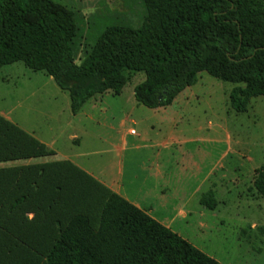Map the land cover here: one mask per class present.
<instances>
[{
  "label": "trees",
  "instance_id": "1",
  "mask_svg": "<svg viewBox=\"0 0 264 264\" xmlns=\"http://www.w3.org/2000/svg\"><path fill=\"white\" fill-rule=\"evenodd\" d=\"M138 28L107 27L81 63L75 13L52 0H0V70L21 62L67 92L72 115L96 96L133 90L148 108L170 106L200 73L234 85L231 109L264 97L261 0H141ZM0 118V162L46 155ZM253 187L264 199V165ZM200 204L214 210L210 193ZM31 216V218H29ZM0 264H220L68 163L0 170Z\"/></svg>",
  "mask_w": 264,
  "mask_h": 264
},
{
  "label": "rangeland",
  "instance_id": "2",
  "mask_svg": "<svg viewBox=\"0 0 264 264\" xmlns=\"http://www.w3.org/2000/svg\"><path fill=\"white\" fill-rule=\"evenodd\" d=\"M52 1L76 15L77 64L107 27L138 28L145 15L141 0ZM144 80L143 73L130 74L120 95L109 91L94 97L73 119L68 93L17 62L0 70V112L13 126L18 123L24 136L55 141L59 156L31 164L74 157L90 172L113 174L122 195L139 199L151 208L152 218L169 223L175 234L217 262L264 264V199L253 187L255 172L264 165V97L237 113L229 103L234 85L200 73L170 106L148 109L133 96ZM73 133L80 135L78 144L67 140ZM123 136L126 148L119 144ZM169 141L177 145L155 147ZM156 164L162 166L157 182L146 178ZM206 193L216 202L214 210L200 204ZM186 200L189 207L183 205Z\"/></svg>",
  "mask_w": 264,
  "mask_h": 264
},
{
  "label": "crops",
  "instance_id": "3",
  "mask_svg": "<svg viewBox=\"0 0 264 264\" xmlns=\"http://www.w3.org/2000/svg\"><path fill=\"white\" fill-rule=\"evenodd\" d=\"M83 108V107H82ZM164 109V108H162ZM82 110H80V112L76 115H72V118L73 119H78L79 117H81L82 115ZM0 116L3 117V119L7 122H9L11 124V121L9 120V118L6 116V114H3L2 112H0ZM9 120V121H8ZM14 127L16 129L19 130V125L18 123H16L14 121ZM20 131V130H19ZM129 134L130 135H135L136 133L133 132V131H129ZM80 135L76 134V133H73V134H70L68 137H67V140L70 141V142H73L74 144H78L79 143V140H80ZM35 141V140H34ZM39 145H41L45 151L47 152L46 155L44 156H41V157H30V158H23V159H14V161H8V162H0V164H4V163H11V162H14L9 164V165H0V170L2 169H8V168H14V170H21L23 168H31V167H37V166H44V165H50V164H56V163H68L69 165H71L72 167H74L75 169L81 171L82 173L86 174L87 176H89L90 178H92L98 185H100L101 187H103L104 189L112 192V193H115L117 195H119L120 197H122L123 199H125L126 201H128L129 203H131L132 205H134L135 207H137L138 209L144 211L147 215H149L151 218H152V215H151V208L148 207V206H142L141 204V201L137 198H134V197H130L128 195H122L120 193V185H119V181L117 179V177L115 178V176L113 177V174H110V173H104V174H96L95 172H90L88 171L87 169H84L83 167H81L80 165L76 164V161L74 160V157H70V156H63V159L61 161H50V162H45V163H34V164H31L33 163L34 160L36 159H40V158H52V157H57L59 156L60 154V151L59 149L56 148L55 146V141L54 140H51V141H42L40 139H38V141H36ZM120 146L122 148H126L127 144L125 142V137L123 136L120 140ZM177 144H175L174 142L172 141H169L167 143H161V144H157L155 147L156 148H161L162 150H165V149H168V146L169 147H172V146H175ZM180 145V144H179ZM114 149H117L118 147L115 146L113 147ZM162 166L160 164H156V167L155 169H151L146 178L147 179H151L152 181H156L162 177V174L160 172V168ZM147 193V192H146ZM146 193H141L143 194L142 197L144 196V198H146L147 194ZM194 194H192V197H197L199 196V193L200 191L198 189H196L194 192ZM188 203L189 201L186 200L185 202H183V205L186 207H189L188 206ZM202 207V206H201ZM189 209H186L185 212H188ZM154 219V218H153ZM155 220V219H154ZM157 220V219H156ZM155 220V221H156ZM158 223H160L161 225H163L164 227L171 229L170 227V224L169 223H166V222H159L157 221ZM173 232V231H172ZM220 264H223V263H220Z\"/></svg>",
  "mask_w": 264,
  "mask_h": 264
}]
</instances>
